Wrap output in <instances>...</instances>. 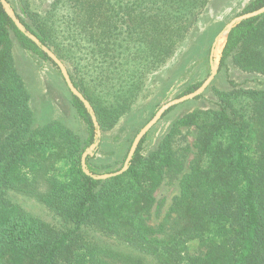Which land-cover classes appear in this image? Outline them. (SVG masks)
Masks as SVG:
<instances>
[{
	"label": "trees",
	"instance_id": "1",
	"mask_svg": "<svg viewBox=\"0 0 264 264\" xmlns=\"http://www.w3.org/2000/svg\"><path fill=\"white\" fill-rule=\"evenodd\" d=\"M7 1L59 59L72 61L71 79L92 104L102 131L115 126L131 104L128 96L177 51L196 11L210 2L54 0L45 15L26 6L31 16H41L35 28ZM263 7L264 0H252L242 14ZM62 8L72 11L70 27L60 28L53 19L52 10ZM13 39L56 65L18 29L0 2V264H264V89L218 92V109L184 115L148 153L145 136L127 172L99 180L82 168L83 154L96 140L90 113L72 94L86 124L85 138L60 121L37 125L14 63ZM228 60L244 72L264 76V14L231 29L220 66ZM116 68L131 70L125 88L112 83ZM86 77L113 99L106 103L80 88ZM193 126L197 138L190 171L164 222L154 227L148 218L156 192L167 175L182 171L189 150L179 154L175 137L181 127ZM91 159L88 155L86 163L93 173ZM8 191L37 200L62 225L28 213ZM90 232L117 239L134 253L107 247Z\"/></svg>",
	"mask_w": 264,
	"mask_h": 264
},
{
	"label": "rangeland",
	"instance_id": "2",
	"mask_svg": "<svg viewBox=\"0 0 264 264\" xmlns=\"http://www.w3.org/2000/svg\"><path fill=\"white\" fill-rule=\"evenodd\" d=\"M53 1L11 0L21 17L32 27L38 25L41 19L40 15H45L51 10ZM251 1L210 0L208 5L196 11L199 14L190 27L187 39L181 43L166 63L145 77L146 80L139 90H133L128 96L132 100L131 104L127 101L130 106L125 113L123 112L124 114L115 126L110 130H101L99 147L94 151L90 161L93 173L104 174L118 171L137 134L155 113L167 102L190 94L186 92L188 88L203 83L211 75L208 53L217 34L222 32L232 19L244 13ZM26 6L40 15L32 14L31 16L26 11ZM52 11H54L52 15H56L53 19L57 20L60 28L70 27L72 22L71 10L62 8L59 11ZM66 14L71 17L68 19L65 17ZM221 52L215 55L217 74L207 90L192 100L172 107V110L164 115L146 135L144 153L154 149L170 131L173 124L184 115L198 110L218 109V92H230L233 89L239 90L241 88L264 89V76L260 73L244 72L231 60H228L226 65L221 67ZM13 55L15 66L23 77L31 97L30 105L34 111L36 124L60 121L82 138H85L87 135L86 124L73 106L72 93L59 68L50 60H44L22 48L15 39H13ZM61 61L69 73L74 72L75 74V66L72 61L68 59ZM130 72L131 70L127 71L126 68H116L111 77L112 83L117 89L127 86L130 80ZM232 82L236 87L233 86ZM78 84L85 92L101 97L106 103L107 100L113 99L104 88L96 86L94 82L90 81L89 77H86L84 85ZM196 138L197 129L194 126L181 127V133L175 137L174 147L179 154H185L183 150L185 147H189V150L185 154L186 159L182 171L167 175L166 180L156 192L157 203L148 218L150 225L158 227L164 222L174 197L180 194L181 180L184 174L190 171V164L196 153L194 147ZM8 197L28 213L56 226L62 225L60 219L37 200L13 191H8ZM88 235L114 250L134 253L131 247L117 239L96 232H90Z\"/></svg>",
	"mask_w": 264,
	"mask_h": 264
},
{
	"label": "water",
	"instance_id": "3",
	"mask_svg": "<svg viewBox=\"0 0 264 264\" xmlns=\"http://www.w3.org/2000/svg\"><path fill=\"white\" fill-rule=\"evenodd\" d=\"M0 2L4 6L7 14L14 21V23L18 27V29L22 33H24L26 36H28L33 42H35L48 55V57L56 64V66L59 68L70 92L85 105L86 109L90 113L92 120H93V123L97 129L96 130V140H95V143L91 147H89L85 151V153L83 154L82 168H83V171L87 175L92 176L93 178L99 179V180H106L109 178H113V177L122 175L125 172H127L129 167H130L133 156L136 153V150H137L140 142L151 131V129L161 120V118L164 116V114L168 110H170L172 107L177 106V105L184 103L186 101L192 100V99L200 96L201 94H203L207 90V88L210 86V84L212 83V81L214 80V78L217 74V68L215 66V55H216L217 47L219 45L220 38L222 36L225 37V43H224V46L221 50L223 52V49H224L226 41H227V36L233 27H235L237 24L241 23L244 20L254 18V17H257V16L264 14V7H263L259 10L253 11V12L241 14V15L235 17L234 19H232L226 25L225 29L216 37L215 42L212 45L211 54H210L211 75L202 83V85L196 91H194L190 94L184 95L180 98H177V99H174V100L167 102L155 113V115L152 117V119L137 134V136H136V138H135V140H134V142H133V144L129 150V153L126 157V160H125V162H124V164L120 170L115 171V172H110V173H104V174H95L89 170L87 163H86V159H87L88 155L93 156L94 151L98 149L100 137H101V129H100L99 122H98V119H97V116H96V113H95L93 106L87 100V98L84 96V94L82 92H80L78 88L75 87L67 67L59 59V57L48 46L44 45L34 34H32L25 27V25L21 22V20H19L17 18L14 9L12 8L11 4L7 0H0ZM222 52H221V57H222Z\"/></svg>",
	"mask_w": 264,
	"mask_h": 264
},
{
	"label": "bare ground",
	"instance_id": "4",
	"mask_svg": "<svg viewBox=\"0 0 264 264\" xmlns=\"http://www.w3.org/2000/svg\"><path fill=\"white\" fill-rule=\"evenodd\" d=\"M224 43H225V37L222 36V37L220 38V40H219V45H218V47H217L216 54L219 53V52L222 50V48H223V46H224Z\"/></svg>",
	"mask_w": 264,
	"mask_h": 264
}]
</instances>
